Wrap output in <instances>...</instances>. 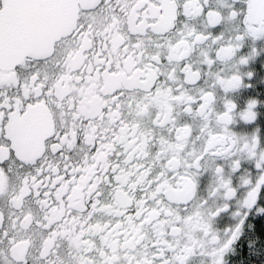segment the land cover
<instances>
[{"label":"snow or ice","instance_id":"obj_1","mask_svg":"<svg viewBox=\"0 0 264 264\" xmlns=\"http://www.w3.org/2000/svg\"><path fill=\"white\" fill-rule=\"evenodd\" d=\"M246 37H264V0H0V264H224L244 220L212 228L229 204L209 200L236 192L222 162L264 173L259 137L230 130L236 104L216 110ZM242 183L252 208L264 174ZM149 203L163 210L146 221ZM169 205L199 209V235L160 225ZM141 222L150 236L125 231Z\"/></svg>","mask_w":264,"mask_h":264},{"label":"flooded vegetation","instance_id":"obj_2","mask_svg":"<svg viewBox=\"0 0 264 264\" xmlns=\"http://www.w3.org/2000/svg\"><path fill=\"white\" fill-rule=\"evenodd\" d=\"M219 30L218 27L212 31ZM253 49H255V52H253ZM245 56L249 57L248 62L243 65L239 64V58ZM231 63L233 64L232 71L241 75L242 83L239 88L227 92L220 88L216 89V110L218 112L224 110L225 100H232L236 104L233 120L229 125L230 130L238 137L244 139L257 135L259 137L257 153L259 154L264 151V37L256 40L246 37ZM248 73H252V75L249 76L247 75ZM251 100L257 101L254 109L256 116L251 121H245L240 113L246 109L248 102ZM197 127L198 122H192V128L195 129ZM192 135H195V131L192 132ZM187 143L191 146L192 141L189 140ZM149 151H155V149L150 147ZM178 155L182 156L183 153H178ZM240 160V169L235 172L230 168V161L222 162L236 192L235 196L228 200L221 196L209 200L211 207H221L224 203L229 204L227 211L222 212L213 219L212 228L223 239L228 235L230 229H234L241 220H244L239 237L224 255V264H264V232L260 231L261 225H264V211L259 210L264 209V189L258 194L256 204L252 208H245L242 203L248 190L243 185L242 179L248 178L254 183L258 176L264 173L256 169L255 161L249 158L247 154H242ZM213 182L214 177L210 170L201 171L197 177L199 185L197 197H207L208 190ZM171 191L177 197H180L181 194L186 195L191 189L188 184H184L180 187L172 188ZM156 204L159 205L160 202L157 201ZM146 210L149 211V215L145 218L147 221L152 217L153 213L159 215L160 211L163 210V206L158 209L149 203ZM175 221H182L181 226L175 229L177 232L187 229L185 235H199V230L204 223V216L199 209L184 215L181 209H178L175 205H169L165 217L158 223L166 226L173 225ZM116 223L120 224L123 221L116 220ZM141 227H143L142 235H151V227L146 222L136 224L131 229H125V231L139 232ZM164 231L167 233L168 229L165 227ZM129 239L131 240V237ZM113 245L118 246L120 249L124 247L123 243L117 241H113ZM198 259L200 264H210L211 260L210 257L206 256Z\"/></svg>","mask_w":264,"mask_h":264},{"label":"clouds","instance_id":"obj_3","mask_svg":"<svg viewBox=\"0 0 264 264\" xmlns=\"http://www.w3.org/2000/svg\"><path fill=\"white\" fill-rule=\"evenodd\" d=\"M194 127H195V123H194Z\"/></svg>","mask_w":264,"mask_h":264}]
</instances>
